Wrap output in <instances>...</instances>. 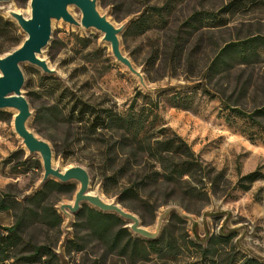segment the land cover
<instances>
[{
	"label": "rangeland",
	"instance_id": "obj_1",
	"mask_svg": "<svg viewBox=\"0 0 264 264\" xmlns=\"http://www.w3.org/2000/svg\"><path fill=\"white\" fill-rule=\"evenodd\" d=\"M165 1L149 0L148 3L160 6ZM29 2L30 0L0 2V15L17 26V33L22 40L25 33L7 11L12 9L27 17L30 14ZM107 2L104 5L99 1V10L107 14L116 25L128 24L140 15L145 4L148 5L146 0ZM169 2L173 9L168 17L167 27L152 28L143 34L128 36L125 43L121 41L123 53L143 73L148 89H144L137 77L114 59L109 45L101 40L100 31L79 28L63 20H52L50 43L40 54L55 72L46 73L29 62L20 64L24 75L22 93L28 100L31 111L26 124L49 143L48 138L61 141L66 125L50 129L44 124L35 125L33 113L37 106L52 104V97H56L57 93L60 95L62 87L69 86L85 98L96 101L103 98V93H107L120 111L126 110L136 90L141 89L153 97L159 96L160 123L184 137L211 170L210 176L200 184L203 194L199 199L190 200L179 196L157 208L154 215L142 208L133 212L138 217L141 215L140 223L152 232L156 229L158 219L162 217L157 237L163 235L165 243L169 239L172 245L167 248L168 252L151 253L146 260L135 261L116 252H109L104 243L87 234L83 226V213L79 217L77 212L68 217L59 209L61 203H71L74 195L51 193L49 204L61 215L60 226L58 229L39 226L32 230L39 241H50L54 245V264H242L248 257L264 262V179L255 181L248 190L238 186L242 175L256 168L264 171L263 140H251L239 127L228 125L220 117L219 100L203 94L195 87L200 76L189 79L184 75H173L172 69L165 66L159 58L153 66L150 62L153 51L160 49L163 55L175 29L196 11L219 14L227 23L212 28L219 21L213 18L205 21L207 26L202 28L200 34L203 50L199 55L203 65L214 55L216 48L226 41L264 34V0ZM226 6L229 7L227 11ZM68 11L74 18L80 19V11L75 6H71ZM83 38L87 39L85 48L82 47L83 42L78 40ZM3 39L0 38V44ZM52 41L54 47L49 49ZM7 52L9 51L0 52V56ZM89 52L92 54H88ZM106 65H109L108 68H105ZM240 73L237 70L230 78L224 79L223 86L227 94L233 92L236 77ZM244 73L245 77L253 75V81H256L253 89L258 86L256 94H261L264 90V64L251 66ZM56 84H60L56 95H49L50 87ZM61 95L62 104L69 105V97L63 93ZM250 96V101L246 104L248 108L254 105L253 95ZM15 113L13 109L0 110V189L22 199L40 187L43 169L39 155L28 153L15 133ZM25 160L26 163L21 164ZM36 160L40 161L38 168L33 164ZM53 163L60 169L71 165L83 166L90 176L89 192L118 202L115 195L103 192L97 173V156L90 147L76 145L65 159L54 155ZM172 213L179 217L172 216ZM12 222L11 213L0 212V226L10 225ZM124 222L129 228L128 221ZM129 231L136 235L130 229ZM74 236L77 237L81 250H75L74 246L67 243ZM11 261L4 264H11Z\"/></svg>",
	"mask_w": 264,
	"mask_h": 264
},
{
	"label": "trees",
	"instance_id": "obj_2",
	"mask_svg": "<svg viewBox=\"0 0 264 264\" xmlns=\"http://www.w3.org/2000/svg\"><path fill=\"white\" fill-rule=\"evenodd\" d=\"M99 1L108 4L107 0ZM228 8L226 6L225 10ZM172 9L169 0L160 6L145 4L140 15L125 24L120 41L125 43L128 36L143 34L152 28L167 27ZM208 18L219 21L212 28L227 24L219 14L193 12L175 29L163 55L160 49L153 51L151 65L159 58L172 69L173 75H184L189 79L200 76L195 87L219 100L220 117L228 125L239 127L251 140L262 139L264 142V90L262 96L256 94L258 86L253 89L256 84L253 75L245 77L244 73L251 66L264 64V34L226 41L203 65L199 57L203 50L200 34L202 28L207 26L205 21ZM17 30L11 20L0 15V38H4L0 52L11 51L22 41ZM78 40L83 42V48L87 46V39ZM53 44L54 41L49 49L54 47ZM237 70L241 73L236 77L234 90L227 94L223 81ZM59 85L51 86L49 95H56ZM61 93L69 97V105L62 104ZM57 94L52 97V104L35 107L33 123L44 124L48 129L66 125L61 141L48 138L55 156L65 159L79 144L93 149L97 156L96 167L102 190L107 195H115L122 207L132 212L142 208L154 215L157 208L179 196L190 200L202 196L200 184L210 176L211 170L184 137L160 123L161 101L158 95L153 97L137 89L126 110L120 111L107 93L96 101L65 86L60 95ZM250 95H253L254 105L248 108L246 104L250 101ZM25 163L26 160L21 162ZM33 164L36 168L40 167L39 160ZM260 179H264V171L256 168L242 175L238 186L248 190ZM76 189L75 182L56 179H48L22 199L0 189V212H9L13 216L10 225L0 226L3 230L0 231V264L8 260H12L11 264H54V245L50 241H39L32 229L39 226L58 229L62 219L57 209L49 204L50 194L57 192L72 196ZM82 213L87 234L104 243L109 252L137 261L146 260L151 253L168 252L167 248L172 246L169 239L165 243L163 235L155 239L132 235L116 213L102 212L86 203L81 204L76 214L79 217ZM172 216L179 217L176 213H172ZM76 238L68 239L67 243L75 250H81ZM242 264L264 262L248 257Z\"/></svg>",
	"mask_w": 264,
	"mask_h": 264
},
{
	"label": "water",
	"instance_id": "obj_3",
	"mask_svg": "<svg viewBox=\"0 0 264 264\" xmlns=\"http://www.w3.org/2000/svg\"><path fill=\"white\" fill-rule=\"evenodd\" d=\"M98 2L99 0H30V14L27 17L12 9L7 11V14L25 33V38L13 50L0 56V110H16L13 116L14 131L20 137L28 153H36L40 157L43 169L40 184L48 179L77 182L73 201L59 205V209L65 215L70 217L72 213L80 209L82 203H88L102 212L116 213L120 218L128 221L129 229L136 235L146 239H155L160 230L162 217L158 219L156 229L152 232L140 223L135 213L122 207L119 202L109 201L100 194L89 192L88 170L80 165H71L64 169L55 166L51 144L39 137L26 124L31 111L28 100L22 93L24 75L20 64L29 62L46 73L55 72L49 67L47 61L40 57L43 49L50 43L52 20H63L79 28H93L100 31L101 40L109 45L114 59L135 75L144 89H148L143 73L134 66L121 49L120 35L125 24H114L107 14L99 10ZM69 6L79 9L81 14L79 20L68 11Z\"/></svg>",
	"mask_w": 264,
	"mask_h": 264
},
{
	"label": "bare ground",
	"instance_id": "obj_4",
	"mask_svg": "<svg viewBox=\"0 0 264 264\" xmlns=\"http://www.w3.org/2000/svg\"><path fill=\"white\" fill-rule=\"evenodd\" d=\"M71 6H69L68 8H70ZM71 10V9H70ZM72 12V11H71ZM14 112H16V110L13 109Z\"/></svg>",
	"mask_w": 264,
	"mask_h": 264
}]
</instances>
